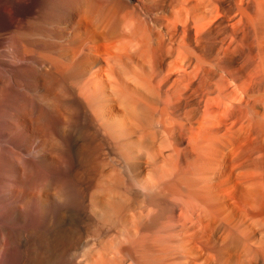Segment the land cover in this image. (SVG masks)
Wrapping results in <instances>:
<instances>
[{"label":"bare ground","instance_id":"6f19581e","mask_svg":"<svg viewBox=\"0 0 264 264\" xmlns=\"http://www.w3.org/2000/svg\"><path fill=\"white\" fill-rule=\"evenodd\" d=\"M0 123V264H264V0H0Z\"/></svg>","mask_w":264,"mask_h":264},{"label":"rangeland","instance_id":"374dc122","mask_svg":"<svg viewBox=\"0 0 264 264\" xmlns=\"http://www.w3.org/2000/svg\"><path fill=\"white\" fill-rule=\"evenodd\" d=\"M9 98V97H8ZM3 126H2V124L0 123V158H3L5 155H6V152H7V146H8V144H7V139H4V138H8L9 137V135H8V132L7 133H5V128H2ZM5 133V134H4ZM5 136H4V135ZM4 137H2V136ZM4 139V140H3ZM3 143V144H2ZM2 144V145H1ZM47 210V209H46ZM31 212H33L34 213V210H33V207L31 208V210H30V213H29V215H30V217H31V219H32V216H34V214L32 215L31 214ZM44 216H46L45 214H44ZM59 217V211H58V213L56 214V218H58ZM43 219H45V222L43 221L42 222V224H41V226H53V222L54 221H51L52 220V217L51 216H46V218L44 217ZM52 222V223H51ZM32 226V223H29L28 225H25V226Z\"/></svg>","mask_w":264,"mask_h":264}]
</instances>
